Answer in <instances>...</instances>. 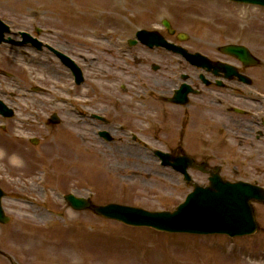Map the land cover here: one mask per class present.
<instances>
[{
	"label": "rangeland",
	"instance_id": "rangeland-1",
	"mask_svg": "<svg viewBox=\"0 0 264 264\" xmlns=\"http://www.w3.org/2000/svg\"><path fill=\"white\" fill-rule=\"evenodd\" d=\"M0 19L13 39L19 31L36 35L40 29V40L69 55L84 75L77 86L51 52L0 45V99L15 111L12 119L0 117L1 203L10 218L0 224V250L10 261L0 256V264H229L226 253L232 248L238 264H254L247 253L264 250V206L255 204L259 230L252 236L193 237L131 229L91 211L75 212L62 196L148 211H173L181 204L192 186L161 167L153 152L177 154L184 146L180 108L166 98L178 81L174 73L189 72V66L160 48L127 47L126 40L145 29L175 42L161 26L165 19L187 35L180 44L188 51L201 45L198 37L216 46L243 44L264 64V8L227 0H0ZM152 64L160 69L153 71ZM52 114L58 124L49 122ZM92 114L109 124L91 120ZM97 128L113 131L114 142H102ZM188 143L195 153L194 141ZM231 143L238 149V142ZM71 153L91 167L89 173L67 168L64 159ZM234 153L222 177L264 186L259 169L264 158ZM138 155L149 162L127 159ZM135 170L141 173L129 172ZM190 175L194 183L208 185L206 175Z\"/></svg>",
	"mask_w": 264,
	"mask_h": 264
},
{
	"label": "flooded vegetation",
	"instance_id": "flooded-vegetation-1",
	"mask_svg": "<svg viewBox=\"0 0 264 264\" xmlns=\"http://www.w3.org/2000/svg\"><path fill=\"white\" fill-rule=\"evenodd\" d=\"M204 56L220 66L195 64L187 80L193 95L186 106L192 109L199 155L225 160L231 155L229 143L239 139L244 153L264 157V65L247 67L213 51ZM225 68L249 77L251 85L229 77ZM182 115L188 116L186 109Z\"/></svg>",
	"mask_w": 264,
	"mask_h": 264
},
{
	"label": "water",
	"instance_id": "water-1",
	"mask_svg": "<svg viewBox=\"0 0 264 264\" xmlns=\"http://www.w3.org/2000/svg\"><path fill=\"white\" fill-rule=\"evenodd\" d=\"M236 2L249 3L264 6V0H232ZM167 26V24H166ZM7 28L0 22V42L2 32ZM144 40L150 44H164L155 35H142ZM27 41L30 37L26 35ZM40 47V43L36 42ZM176 50V48L169 47ZM226 52L246 56V50L239 47H226ZM183 53V52H182ZM184 55H186L184 53ZM192 59V58H190ZM79 82L82 81L80 71L77 70ZM0 111L4 116H11L12 112L0 102ZM164 161H170L168 155H162ZM174 165L180 167V159L173 160ZM211 186L206 189L197 188L187 202L173 213H147L141 210L109 205L106 207H94L93 210L105 217L117 219L133 226H148L167 232H188L195 234L227 233L230 236L250 234L255 230L253 212L249 206L250 200H263L264 195L258 187L246 183L228 184L223 183L218 177L210 179ZM0 193V197H1ZM75 209L89 207L83 199L67 196ZM7 218L3 216L0 208V222L4 223Z\"/></svg>",
	"mask_w": 264,
	"mask_h": 264
},
{
	"label": "bare ground",
	"instance_id": "bare-ground-1",
	"mask_svg": "<svg viewBox=\"0 0 264 264\" xmlns=\"http://www.w3.org/2000/svg\"><path fill=\"white\" fill-rule=\"evenodd\" d=\"M95 1V0H94ZM170 1H177V2H179L180 1V3H182V2H186V0H170ZM93 2V0H85V3H92ZM141 96L140 95H138V98H140ZM73 142H74V140H73ZM73 153V152H72ZM71 153V154H72ZM68 155L67 157H66V159H64V162H65V164L67 165V168L69 167V168H73L74 170H77L78 171V169L80 170V171H84L85 172V174H87V173H89V169H91V167L88 165V164H85L84 162H83V159H81L80 160V158L79 157H77V156H75L74 154H72V155ZM55 157H57V156H55ZM128 158H131V160H132V162H134L135 164H144V163H148L149 161H148V159L146 158V157H144V156H141V155H138V156H128L127 157V159ZM131 162V163H132ZM133 169H135V168H133ZM118 173H121L122 171L121 170H116ZM107 172V171H106ZM117 172H115V173H117ZM130 173L131 172H134V173H138V174H140L141 172H139L138 170H135V171H129ZM109 173V172H108ZM53 175V177L56 175V174H52ZM36 185V184H35ZM31 186H34V183H31ZM30 186V187H31ZM32 188V187H31ZM32 190H34V189H32ZM22 202L23 203H25L26 202V200H27V198H25V197H22ZM18 216H22L21 214H19ZM220 254H224V253H220ZM236 252H235V249L234 248H232V249H230L227 253H226V257H228L229 259H230V263L229 264H238V258L236 257ZM218 256H216L215 258H214V260L215 261H219L218 259H220V258H217ZM219 257H221V256H219ZM247 257H248V259L251 261V262H253L254 264H264V250H261V251H257L256 253L254 252V253H247ZM217 258V259H216Z\"/></svg>",
	"mask_w": 264,
	"mask_h": 264
}]
</instances>
